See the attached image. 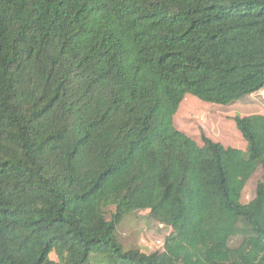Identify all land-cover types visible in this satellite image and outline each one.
I'll use <instances>...</instances> for the list:
<instances>
[{
    "label": "trees",
    "instance_id": "1",
    "mask_svg": "<svg viewBox=\"0 0 264 264\" xmlns=\"http://www.w3.org/2000/svg\"><path fill=\"white\" fill-rule=\"evenodd\" d=\"M262 90L264 0H0V264H264V116L244 150L174 126ZM140 213L160 251L119 241Z\"/></svg>",
    "mask_w": 264,
    "mask_h": 264
},
{
    "label": "rangeland",
    "instance_id": "2",
    "mask_svg": "<svg viewBox=\"0 0 264 264\" xmlns=\"http://www.w3.org/2000/svg\"><path fill=\"white\" fill-rule=\"evenodd\" d=\"M250 115L264 116V90L228 106L204 104L187 95L174 117V126L178 131L197 141L202 133L224 147L244 150L245 144L232 118ZM261 173L258 169L246 183L241 194L243 204L253 198ZM145 214L140 213L126 218L118 229V237L126 248L137 247L141 252L148 254L161 250L164 237L169 230L162 225L148 223Z\"/></svg>",
    "mask_w": 264,
    "mask_h": 264
}]
</instances>
